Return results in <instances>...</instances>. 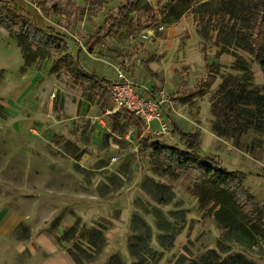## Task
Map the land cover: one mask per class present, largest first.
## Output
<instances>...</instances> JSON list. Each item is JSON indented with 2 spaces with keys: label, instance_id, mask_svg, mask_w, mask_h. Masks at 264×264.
<instances>
[{
  "label": "rangeland",
  "instance_id": "obj_1",
  "mask_svg": "<svg viewBox=\"0 0 264 264\" xmlns=\"http://www.w3.org/2000/svg\"><path fill=\"white\" fill-rule=\"evenodd\" d=\"M9 1L67 48L28 66L0 27V203L31 211L38 198L46 232L78 264H264V236L242 245L199 203L201 172L169 175L170 162L152 156L156 143L190 152L180 133L200 134L198 155L244 173L264 209V0H141L109 36L99 30L127 0ZM69 56L109 82L126 61L135 82L156 77L169 134L157 120L151 132L122 120L113 100L90 101L58 64ZM157 185L171 202L158 201Z\"/></svg>",
  "mask_w": 264,
  "mask_h": 264
},
{
  "label": "trees",
  "instance_id": "obj_2",
  "mask_svg": "<svg viewBox=\"0 0 264 264\" xmlns=\"http://www.w3.org/2000/svg\"><path fill=\"white\" fill-rule=\"evenodd\" d=\"M141 0H127L120 9L117 17H109L99 30L109 36L117 28L130 21V15L137 11ZM97 4V2H95ZM156 22V16L151 21ZM0 27L16 40L18 47L23 52L25 65L32 66L39 58L51 52H63L67 48L61 37L50 35L46 30L37 26L25 11L15 7L9 0H0ZM140 28H145L139 22ZM58 64L70 70L72 77L81 87L84 96L92 102L98 100L112 109V98L104 88L106 80L88 75L77 60L72 57L61 59ZM262 98L260 100L262 101ZM105 101V102H104ZM125 130V126L123 127ZM182 142L188 147V151L177 148H166L160 143L153 145V157H163L170 163L164 166L162 171L174 175L177 169L195 168L202 175V182L195 185L199 203L205 209L213 212L214 217L233 235L234 239L242 245L255 246L257 238L264 236V209H260L253 197L242 188L244 173L233 172L208 163L198 155L201 144L200 134L180 133ZM160 203L171 202L174 193L168 187L159 186L154 188ZM258 215V216H256ZM76 263L78 260L71 254Z\"/></svg>",
  "mask_w": 264,
  "mask_h": 264
},
{
  "label": "crops",
  "instance_id": "obj_3",
  "mask_svg": "<svg viewBox=\"0 0 264 264\" xmlns=\"http://www.w3.org/2000/svg\"><path fill=\"white\" fill-rule=\"evenodd\" d=\"M161 42L166 43V39H162ZM160 49L161 51L156 52L158 56L161 55L159 53H162V46H160ZM184 54L182 59L187 65L188 61L186 54ZM160 59L165 60L166 56L161 55ZM153 63L158 66L160 65L159 62ZM153 63L149 64L150 69ZM151 70L156 71L155 69ZM127 76L133 79L132 74H127ZM142 78H144L143 82L146 81L148 76ZM115 79L116 77L113 76L110 82L106 81L108 83L105 85L109 86ZM153 79H155V83L159 86L156 77ZM140 82L141 79L137 83ZM30 199L31 211H29L27 205L13 206L0 203V262H9V264H77L71 254L58 247L46 232L48 225H46V220H42L41 216L47 213L48 208L45 205L40 206L38 198L31 196ZM120 201L117 200L116 203ZM88 207H90L91 211H94L100 206L97 203H93L88 205ZM122 209L124 208L122 207Z\"/></svg>",
  "mask_w": 264,
  "mask_h": 264
},
{
  "label": "built area",
  "instance_id": "obj_4",
  "mask_svg": "<svg viewBox=\"0 0 264 264\" xmlns=\"http://www.w3.org/2000/svg\"><path fill=\"white\" fill-rule=\"evenodd\" d=\"M150 33L143 34V40L150 38ZM135 60V58H132ZM134 66L128 61L125 62L123 69H118L115 81L108 86L111 92L116 112H119L124 120L126 114L137 119L142 123L145 132H151V124L157 120L160 124V133L168 135L170 124L164 118V105L159 99V91L155 79L148 77L146 81L135 82L127 76V69ZM137 67L138 64L135 63ZM135 128L129 125L125 131L124 138L130 140L135 136Z\"/></svg>",
  "mask_w": 264,
  "mask_h": 264
}]
</instances>
